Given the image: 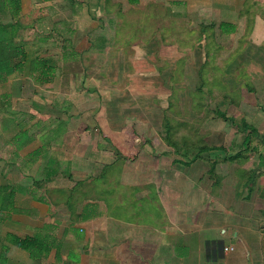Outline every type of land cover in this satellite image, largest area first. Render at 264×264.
<instances>
[{"label":"crops","instance_id":"1","mask_svg":"<svg viewBox=\"0 0 264 264\" xmlns=\"http://www.w3.org/2000/svg\"><path fill=\"white\" fill-rule=\"evenodd\" d=\"M216 3L230 8L222 28L264 43V0ZM54 66L0 74V264H264L262 151L257 165L224 154L195 158L199 169L180 156L136 161L140 139L125 126L99 125L98 138L67 120L72 98L58 85L70 79Z\"/></svg>","mask_w":264,"mask_h":264},{"label":"rangeland","instance_id":"2","mask_svg":"<svg viewBox=\"0 0 264 264\" xmlns=\"http://www.w3.org/2000/svg\"><path fill=\"white\" fill-rule=\"evenodd\" d=\"M119 1L120 7L103 0H21L13 14L8 4L4 10L0 4V18L10 21L9 33L29 55L43 57L32 63L33 70L62 64L54 66V73L63 72L70 79L57 84L65 90L63 102L72 98L71 106L65 104L71 114L67 120L93 127L98 138H103L99 125L125 126L124 138L141 140L134 147L136 161L183 157L165 138L164 115L185 122L173 136L179 143L184 136L187 144L227 148L200 156L237 151L244 133L218 115L224 111L257 128L249 140L250 148L256 145L257 150L243 155L249 163H261L264 43L241 37L238 25L244 20L234 18L238 29L233 32L222 28V11L229 6L216 0ZM227 13L236 16L231 10ZM26 36L24 43L21 38ZM21 61L28 66L26 59ZM30 86L39 89L35 83ZM34 121L32 116V127L41 125ZM110 134L119 136L118 131ZM188 147L189 157L197 149ZM192 164L197 167L201 162Z\"/></svg>","mask_w":264,"mask_h":264},{"label":"trees","instance_id":"3","mask_svg":"<svg viewBox=\"0 0 264 264\" xmlns=\"http://www.w3.org/2000/svg\"><path fill=\"white\" fill-rule=\"evenodd\" d=\"M72 1V0H71ZM130 3H134L136 0H128ZM1 9H8L11 8L12 14L14 12H17L21 7V0H1ZM8 4V5H7ZM1 10V12H4ZM10 21H4L2 18H0V74L5 73L8 74L14 70H20L25 65L22 63L21 60H27L28 67H33L32 63H36L37 58H43L38 57V55L31 56L29 55L22 47V44L15 42V40L12 38V34L8 31V25ZM204 25V24H202ZM7 27V28H6ZM203 28H206V26H203ZM24 65V66H23ZM51 65V64H50ZM46 65L44 69H41L39 72L45 76L47 75L48 68L50 67ZM32 69V68H31ZM39 70V69H38ZM218 115L223 117L225 120H227L231 125L236 127V130L239 132H243V144L241 148L236 152H226L224 159L229 158H235L239 156H243V150L248 149V142L251 139L250 134L253 132H257V128L254 127V125L246 122L245 120H239L236 121L233 116H228L224 113V111H218ZM185 124L183 121H175L172 118L168 117L167 115L163 116V125H164V131H165V138L166 140L170 141L172 143V146L180 153L181 156L190 158L189 161H193L195 158L201 155L202 152H209L210 150L214 149H220V150H226L227 148L223 145H209L206 143H200V142H192V143H186L184 142L185 138L182 137V143H179L177 139L174 136V133L177 131L178 127L180 125ZM244 145V146H243ZM188 146H196L197 151L193 152L192 155L188 157L189 153V147ZM188 161V162H189ZM185 162V163H188ZM215 160H210V168L211 171H213V167L215 164ZM210 171V170H209ZM250 186V185H249Z\"/></svg>","mask_w":264,"mask_h":264},{"label":"built area","instance_id":"4","mask_svg":"<svg viewBox=\"0 0 264 264\" xmlns=\"http://www.w3.org/2000/svg\"><path fill=\"white\" fill-rule=\"evenodd\" d=\"M230 248H232V246H224L225 250L230 249Z\"/></svg>","mask_w":264,"mask_h":264}]
</instances>
